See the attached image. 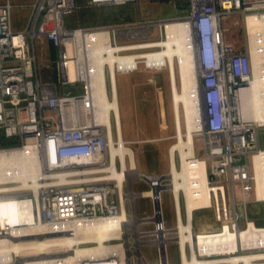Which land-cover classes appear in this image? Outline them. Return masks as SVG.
I'll return each mask as SVG.
<instances>
[{
  "label": "built area",
  "instance_id": "2783aa9c",
  "mask_svg": "<svg viewBox=\"0 0 264 264\" xmlns=\"http://www.w3.org/2000/svg\"><path fill=\"white\" fill-rule=\"evenodd\" d=\"M138 1L89 0V4L123 6ZM186 1L188 14L175 18L79 27L69 26L66 21L77 8L75 0H38L33 6L30 25L24 31L12 27L11 4L0 5V132L9 142L0 148V159L26 154L37 159L40 169L36 180L27 184L20 180L0 183V215L10 204H23L28 214L26 221L16 219L14 223L0 218V248L3 244L39 241L49 235L67 238L80 226L104 227L126 211L128 219L137 223L139 240L150 235L147 241L158 246L159 264H170L166 249L177 235L171 236L163 212L162 193L170 191L172 180L170 176L141 173L140 181L148 184L149 190L154 192L160 187L163 190L149 197H144L141 191L134 199L126 192L131 176L119 181L117 174H124V164L120 156H111L112 147L117 145L116 141L112 143L117 138L115 119L110 118L112 129L101 121L100 110L95 106V76L87 42L94 34L108 38V46L119 50L116 55L127 58L125 64L117 65L116 75H119L136 73L142 68L167 70L166 59L149 63L141 52L163 47L138 46L144 44L154 29L163 41L169 26L183 23L189 28L203 123V130L198 133L204 134V159L208 164L209 184L216 188L213 209L218 222L233 221L230 211L227 212L229 191L238 192L245 203L251 201V193L255 191L252 157L260 151L264 126L241 114L240 91L254 80L252 55L250 47L241 51L226 41L224 21L234 15L246 23L249 18L264 19V0ZM41 39L49 41L47 45L56 53L55 60L44 64L39 61L36 41ZM70 61L74 65V79L70 76ZM106 67L107 94L111 97V72ZM46 69L51 70L48 79ZM124 195L128 197L125 200ZM139 198L151 200L152 215L145 212L138 216ZM182 198L184 206V195ZM173 203L176 220L180 213L174 197ZM147 224L154 225L153 231H139ZM117 232L124 234L121 229ZM129 241L136 242L137 237L131 236ZM126 243L123 236H114L101 247L97 242L82 244L100 247L99 254L83 256L72 251L57 257L23 260L11 252L8 259L0 258V264H70L71 260L73 264H133L136 258L141 263L137 256L129 259ZM137 251L144 264H151L140 248L130 249Z\"/></svg>",
  "mask_w": 264,
  "mask_h": 264
},
{
  "label": "bare ground",
  "instance_id": "6f19581e",
  "mask_svg": "<svg viewBox=\"0 0 264 264\" xmlns=\"http://www.w3.org/2000/svg\"><path fill=\"white\" fill-rule=\"evenodd\" d=\"M247 27L254 80L247 88L240 91L242 100L241 114L244 118L261 123L264 126V19L249 18ZM108 41V38L105 39L103 35L99 34H94L87 40L91 47L92 74L95 76V106L100 110L101 121L107 123L112 129V116L115 119L117 138L116 140L113 139L112 143L114 145L116 141L117 145L115 144L112 147L111 156L112 158L120 156L124 164V174L119 172L117 175L119 181L124 182L128 180L129 176H132L133 172L136 175L135 171H138V165L133 153L124 146L122 114L119 106V90L116 76L117 65L120 66V62L126 61L127 58L117 56L116 51L119 50L116 47L108 46ZM138 47H163V49L158 51L143 53L142 56L146 58L162 57L166 58L168 62L178 138V143L170 150V179L172 180L170 189L174 198L178 201L177 210L180 213V217L175 220V224L177 231L176 241L180 246L182 264H264V226L256 225L257 222L255 220H252L254 223L247 220L246 225L250 222L249 226L239 233L240 254L230 258L210 260H201L198 257L199 246L197 245L194 232V212L195 210L215 207L213 189L216 191V188L209 184L207 161L205 159H197L195 156V133L203 130V123L200 121L199 77L191 47L189 28L183 23H176L168 27L165 40L144 43ZM69 54L71 55L70 49ZM107 65L111 72V84L113 86L111 97L107 94ZM73 66V62L70 61L69 69L72 79L75 78ZM182 109L184 110L183 113ZM177 152L182 158V170L177 167ZM126 153L131 156L130 165H128ZM252 163L255 179L254 197L256 202L262 203L264 202V150H260L253 155ZM39 171L37 159L30 155L14 154L12 157L0 159L1 184L10 183L13 180H20L27 184L28 181L36 180ZM128 171L131 175L127 174ZM160 190L163 189L160 187L154 192L146 190L144 191V197H149L152 194L156 195L157 191ZM183 193L185 195V208H183L181 200ZM137 194H130L129 197L134 199L138 196ZM126 198L128 197L124 195L123 199L125 200ZM26 209L23 204L17 206L10 204L9 208L2 210L0 218L2 220L7 218L12 222L16 221V219L26 221L28 218ZM228 211L229 209H227ZM136 225V221H130L128 213L124 211L119 218L109 222L104 227L80 226L76 228L74 235L67 238L49 235L41 237L39 241L28 240L15 243L14 245L3 244L0 248V258L2 260L8 259L11 252L16 253L19 259L23 260L38 259L46 256L57 257L60 253H70L72 251H76L77 254L82 256L99 254V248L106 240L114 236L115 238L123 236L127 242L126 247L129 259L137 256L139 261L144 264V259L138 251L130 252L132 246L140 248L143 243L139 240L141 235L137 232ZM120 229L124 233L123 235L117 232ZM131 236L137 237V241H129ZM91 242H97L100 247L82 245ZM189 250L190 252H188ZM166 254L168 255V248L166 249ZM70 262V264H73L72 260Z\"/></svg>",
  "mask_w": 264,
  "mask_h": 264
},
{
  "label": "rangeland",
  "instance_id": "374dc122",
  "mask_svg": "<svg viewBox=\"0 0 264 264\" xmlns=\"http://www.w3.org/2000/svg\"><path fill=\"white\" fill-rule=\"evenodd\" d=\"M172 1L180 3L181 10L186 11L188 9L186 0ZM76 3L79 6L82 1L76 0ZM66 21L69 26H74L75 15L67 16ZM224 29L228 43L233 44L241 51L250 47L247 23L242 17L234 15L226 19L224 21ZM157 41H160V37L157 30L154 29L151 36L144 43ZM48 42L47 39L36 41L39 61L42 64L57 58L56 53L47 45ZM151 50L153 49L142 50L141 52L148 53ZM148 59L150 63L154 60H164L166 58L156 57ZM125 63L126 61L120 62V66ZM50 75L51 70L46 69L45 77L48 79ZM116 76L118 80L119 106L122 112L124 146L133 153L138 165V171H135L136 175L133 172L129 184L126 185V192L137 194L141 191L149 190L148 184L140 181L139 174L170 176V150L178 143L170 75L168 68L163 71H152L142 68L136 73ZM183 112L184 110L182 109ZM203 135L202 133H195V156L197 159L202 160H204ZM7 145H9V142L4 139L0 132V148ZM259 149L264 150V129L261 131ZM126 154H128V159L129 157L131 159L130 154ZM180 157L177 152V167L182 170V158ZM229 192L227 193L231 198L230 202L228 201L229 211L230 216H233L234 222H218L214 207L195 210L194 212V232L197 245L199 246L198 257L201 260L230 258L240 254L239 233L247 228L250 222H253L252 220L257 222V224L255 223L256 225L264 226V202H256L254 192L251 193V201L246 203L243 202L242 196L240 197L238 192L236 194L233 191ZM182 195L181 200L183 199ZM172 196L171 189L162 193L164 216L172 230L171 236L174 237L177 235V231L173 203L174 196ZM136 201L138 216H142L145 212L149 215L153 214V205L150 199L139 198ZM183 208H185V203ZM247 220L250 221L248 225H246ZM153 229V224H147L141 226L139 231L151 232ZM134 239L132 238V240ZM150 239V235L142 237L141 240L144 242L140 249L151 264H159L158 246L147 241ZM167 248L170 264H182V255L178 242L176 240L170 241ZM188 255L190 254L188 253ZM133 264H138L137 258L134 259Z\"/></svg>",
  "mask_w": 264,
  "mask_h": 264
},
{
  "label": "crops",
  "instance_id": "0c3cea01",
  "mask_svg": "<svg viewBox=\"0 0 264 264\" xmlns=\"http://www.w3.org/2000/svg\"><path fill=\"white\" fill-rule=\"evenodd\" d=\"M37 1L0 0V5L11 4L12 27L15 31H24L30 25L33 6ZM81 1L82 4L77 6L72 14L75 15L73 25L79 27L107 26L125 20L135 21L142 19L148 21L175 18L186 15L189 12L188 9L186 11L181 10V4L172 0H139L138 4H127L123 6H91L89 0Z\"/></svg>",
  "mask_w": 264,
  "mask_h": 264
}]
</instances>
